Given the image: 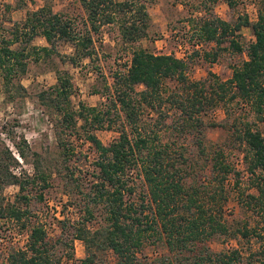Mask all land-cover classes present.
Listing matches in <instances>:
<instances>
[{
  "label": "trees",
  "instance_id": "1",
  "mask_svg": "<svg viewBox=\"0 0 264 264\" xmlns=\"http://www.w3.org/2000/svg\"><path fill=\"white\" fill-rule=\"evenodd\" d=\"M79 1L86 12L85 26L90 24L84 34L76 32L68 18L44 4L27 12L21 26L14 29L12 38L1 40L4 44L0 46V72L5 87L11 85L16 90H25L20 78L27 71V59L31 56L28 47L35 36L44 37L48 43V46L31 48L36 58L51 56L57 51V43L63 41L73 45V53L67 57L73 64L92 55L90 33L97 32L103 24L119 21L120 34L127 43L147 36L150 20L145 0ZM223 1L229 7L238 2ZM257 5L253 21L247 16H239L233 24L207 18L199 25L200 38L217 45L227 41L226 48L246 54L247 58L233 68L227 80L213 79L209 84L190 81L184 60L138 47L132 51L126 72L115 75L111 94L107 97L111 107L107 110L83 102L75 108L71 78L59 70L55 72L56 82L37 94L43 106L60 114L65 131L80 136L82 131L84 139L96 152L89 182L90 204L84 207L83 218L74 226L72 234V239H79L85 248L86 256L80 264H97L102 252L113 254L112 264H264V134L250 122L240 127L235 125L238 139L247 148V170L255 178L257 191V194H248L249 200L245 202L247 207L257 209L260 217L257 226L250 227L247 221L234 220L229 224L225 218V183L233 168L226 161L224 151L221 148L212 151L207 159L209 175L207 180H201L198 174L194 176L192 159L184 151L173 149L172 143H161L159 132L148 128L143 120L147 109L168 115L165 108L168 104L177 111L178 132L193 133L198 156L208 157L203 141V129L208 125L202 119L207 110L238 98L249 104L258 117L264 118V0H257ZM242 27L249 28L253 36L246 45L238 39L237 33ZM14 43L17 47L11 48ZM166 80H175L179 90L164 96ZM115 123H119L118 135L109 143H102L95 131ZM57 145L64 160H68L73 152L70 140L58 137ZM14 146L19 157L26 160L22 146L19 143ZM15 164L18 161L11 151L7 148L0 151V190L6 185L19 186L14 202L4 204L0 196V220L19 223L30 212L21 205L29 200L23 193L25 183L45 188L48 182L38 161L33 164V175L27 178L13 172L11 167ZM133 174L141 178L145 188L139 202L131 199L136 189ZM191 174L195 178L189 182ZM72 177L73 173L67 178V185ZM36 179L42 184H37ZM74 181L79 188L78 181ZM37 196L42 199L41 193ZM96 205L103 206V222L90 227L87 222L94 218ZM148 237L162 240L167 254L150 262L142 260L138 253ZM216 237L241 239L247 246L244 251L235 247L213 251L209 242ZM58 238L48 237L40 224L31 225L24 247L11 249L7 264H52L55 244L61 242L60 236ZM253 238L256 246H252Z\"/></svg>",
  "mask_w": 264,
  "mask_h": 264
},
{
  "label": "rangeland",
  "instance_id": "2",
  "mask_svg": "<svg viewBox=\"0 0 264 264\" xmlns=\"http://www.w3.org/2000/svg\"><path fill=\"white\" fill-rule=\"evenodd\" d=\"M120 1V0H118ZM150 27L147 36L134 43L123 40L119 21L103 24L97 32L91 31L92 55L70 62L67 57L73 53V45L60 41L57 51L51 56L40 55L36 58L32 47L48 46L42 36H35L28 49L31 56L27 59V71L21 76L20 84L25 90H16L15 86L5 87L0 72V151L7 148L18 161L11 168L14 173L27 178L34 173L33 164H40V169L47 175L48 186H32L25 183L28 203H21L30 212L24 221L15 222L9 219L0 220V264H7L8 252L15 248L24 247L33 224L44 227L48 237L59 239L54 247V262L52 264H80L86 256L83 243L79 239H72L74 226L81 222L84 207L90 204L89 189L92 179L91 170L96 152L92 145L81 134L65 131V125L60 114L52 108L43 106L37 94L56 82V71L66 72L72 81V101L75 108L79 102L89 106H98L107 110L111 107L107 97L110 96L116 74L126 72L132 51L142 47L156 54H172L184 60L187 65V77L190 81L209 82L213 79L221 81L231 77L233 68L240 65L246 58L245 53H236L226 48L228 42L217 45L214 41L207 42L199 37V25L207 18H218L232 24L239 16H247L253 21L257 16V0H238L236 6L229 7L223 0H145ZM48 4L54 12L68 18L74 30L84 34L90 27L86 23V12L79 0H0V46L1 40L12 38L14 29L20 27L28 11ZM239 40L246 45L253 39L249 28L242 27L237 33ZM233 37H235V32ZM17 43L11 45L16 48ZM225 46V47H224ZM216 48L217 55L214 54ZM215 55V58L213 56ZM16 79H13L14 82ZM168 96L179 90L175 80L164 82ZM168 115H159L151 109L144 111L143 120L151 130L159 132L161 143H172L171 147L184 151L190 157L196 174L201 180H207L209 175V159L212 151L221 148L225 159L233 168L225 183L227 200L224 203V214L229 224L248 222L254 227L259 223V215L252 207H247L248 194H257L255 178L247 170L245 155L247 148L238 139L235 125L240 127L244 122L252 123L264 134V118L258 117L252 107L238 98L219 103L215 108L207 110L202 116L208 125L204 132V144L208 157L198 156L196 137L193 133L178 132L176 125L177 111L168 107ZM215 125L211 126L210 124ZM115 123L112 127H104L95 134L104 144L112 141L117 135ZM65 132H67L65 134ZM67 138L73 145V152L68 160L57 145V138ZM19 143L27 159L19 157L14 144ZM189 169V170H190ZM70 185H67V178ZM135 177V192L131 199L139 202L145 194L141 178ZM189 175V182L195 178ZM37 178V177H36ZM75 180L80 184L76 187ZM37 184H42L36 179ZM238 182V184H236ZM19 186L6 185L0 190V196L5 203L16 200ZM42 199H38V194ZM94 218L87 222L88 226H97L103 222V206L96 205ZM23 223L25 225L23 226ZM252 246H256L255 238L251 239ZM213 251L226 250L232 247L245 250L247 244L241 239L216 237L209 242ZM71 254V257L69 256ZM167 254L165 244L155 237L145 239L138 256L142 260L152 261ZM71 258V259H68ZM67 259L69 261H67ZM114 256L111 252L99 254L97 264H112ZM60 262V263H59Z\"/></svg>",
  "mask_w": 264,
  "mask_h": 264
}]
</instances>
